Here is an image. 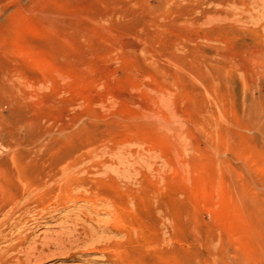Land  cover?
Listing matches in <instances>:
<instances>
[{"label": "rangeland", "instance_id": "374dc122", "mask_svg": "<svg viewBox=\"0 0 264 264\" xmlns=\"http://www.w3.org/2000/svg\"><path fill=\"white\" fill-rule=\"evenodd\" d=\"M0 148L32 211L108 189L153 264H264V0H0Z\"/></svg>", "mask_w": 264, "mask_h": 264}, {"label": "bare ground", "instance_id": "6f19581e", "mask_svg": "<svg viewBox=\"0 0 264 264\" xmlns=\"http://www.w3.org/2000/svg\"><path fill=\"white\" fill-rule=\"evenodd\" d=\"M5 155L0 148V163ZM90 183L78 179L76 185L91 188ZM101 183L113 191L120 190L119 181L109 177ZM100 186L96 184L95 190H100ZM104 190L107 191L103 195L101 191L95 196H82L87 202L85 207L78 205L73 195L67 193L35 212L26 205L29 194L17 187L12 176L0 170V264H34L52 255L70 253V250L89 253L104 264H153L156 258L142 250L139 240L134 237L136 228L126 225L124 219L118 216L126 209L117 201L119 195L112 197L108 189ZM123 199L124 204L134 203L132 195ZM75 207L78 213L65 215V220L59 223L63 227L61 230L44 234L42 238H30L35 227L53 221L61 210ZM99 215L103 217L99 218ZM156 234L159 235V230Z\"/></svg>", "mask_w": 264, "mask_h": 264}]
</instances>
